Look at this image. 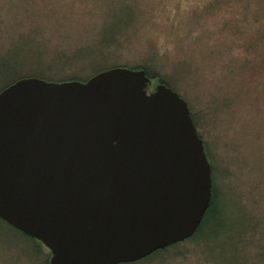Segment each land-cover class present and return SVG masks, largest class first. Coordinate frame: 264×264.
Returning <instances> with one entry per match:
<instances>
[{
    "label": "water",
    "instance_id": "95a60500",
    "mask_svg": "<svg viewBox=\"0 0 264 264\" xmlns=\"http://www.w3.org/2000/svg\"><path fill=\"white\" fill-rule=\"evenodd\" d=\"M143 66L0 87V217L49 264H114L191 236L210 164L186 100Z\"/></svg>",
    "mask_w": 264,
    "mask_h": 264
},
{
    "label": "rangeland",
    "instance_id": "374dc122",
    "mask_svg": "<svg viewBox=\"0 0 264 264\" xmlns=\"http://www.w3.org/2000/svg\"><path fill=\"white\" fill-rule=\"evenodd\" d=\"M115 63L143 66L150 85L163 80L186 100L223 212L216 242L241 213L232 264H264V0H0V87ZM203 246L183 238L114 264H223ZM49 254L0 217V264H48Z\"/></svg>",
    "mask_w": 264,
    "mask_h": 264
},
{
    "label": "trees",
    "instance_id": "16d2710c",
    "mask_svg": "<svg viewBox=\"0 0 264 264\" xmlns=\"http://www.w3.org/2000/svg\"><path fill=\"white\" fill-rule=\"evenodd\" d=\"M59 78H55V79H59ZM211 186L212 185H210V187ZM209 199L210 200L206 205V207L204 208V212L199 220V224L197 225L195 230L191 233V236H188L186 238L189 239L190 241L192 240L194 243H198L200 241L201 243L205 244V246L202 247L203 250H205L207 255L212 257L214 261L221 262L223 264L229 262L232 264L235 260L234 259L235 256L232 255V251L235 250L234 248H232V245L234 247V244L232 243L234 238H238L237 236H239L240 232H242V226L244 227V223L246 224V220L243 217V214L240 213V215H236L237 217L235 218V220H238L240 222H237L238 224H230L229 227H226L227 228L226 230H228L229 232L223 233L220 237L222 240L216 242V236H218L220 232L217 235L215 232L220 230L222 224H224L223 221L224 217H223V212L217 209L216 206L214 205L215 198L212 187H211ZM221 230L223 231L224 229L221 228ZM174 243H170L169 245H173ZM169 245H166L165 247ZM215 248L217 249V251H215L214 255H217L218 257L212 254V251H214ZM229 249L231 251L230 252L231 256L228 255L227 253ZM220 252L225 254L226 257L225 258L219 257L220 256L219 254H221Z\"/></svg>",
    "mask_w": 264,
    "mask_h": 264
}]
</instances>
